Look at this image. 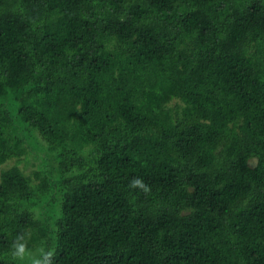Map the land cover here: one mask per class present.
<instances>
[{
    "label": "trees",
    "instance_id": "16d2710c",
    "mask_svg": "<svg viewBox=\"0 0 264 264\" xmlns=\"http://www.w3.org/2000/svg\"><path fill=\"white\" fill-rule=\"evenodd\" d=\"M11 159L0 264H264V0H0Z\"/></svg>",
    "mask_w": 264,
    "mask_h": 264
},
{
    "label": "clouds",
    "instance_id": "9594fccd",
    "mask_svg": "<svg viewBox=\"0 0 264 264\" xmlns=\"http://www.w3.org/2000/svg\"><path fill=\"white\" fill-rule=\"evenodd\" d=\"M129 189H139L145 194L151 193V187L143 178L134 177L129 185ZM33 219H39L34 216ZM32 233L29 230L18 233L10 245V256L13 261L20 264H56L57 251L55 248L41 246L33 250L29 247Z\"/></svg>",
    "mask_w": 264,
    "mask_h": 264
},
{
    "label": "rangeland",
    "instance_id": "374dc122",
    "mask_svg": "<svg viewBox=\"0 0 264 264\" xmlns=\"http://www.w3.org/2000/svg\"><path fill=\"white\" fill-rule=\"evenodd\" d=\"M29 159V160H28ZM28 159L23 158L22 162L20 163V166L24 169V171L27 174H32L34 170L38 169V162L39 160H36L33 158V155H29ZM17 162V159H11L7 163L0 166V174L4 169H7L14 165Z\"/></svg>",
    "mask_w": 264,
    "mask_h": 264
}]
</instances>
